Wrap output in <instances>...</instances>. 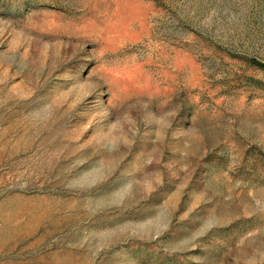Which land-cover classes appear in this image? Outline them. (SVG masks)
<instances>
[{"label": "rangeland", "instance_id": "obj_1", "mask_svg": "<svg viewBox=\"0 0 264 264\" xmlns=\"http://www.w3.org/2000/svg\"><path fill=\"white\" fill-rule=\"evenodd\" d=\"M264 0H0V264H264Z\"/></svg>", "mask_w": 264, "mask_h": 264}, {"label": "trees", "instance_id": "obj_2", "mask_svg": "<svg viewBox=\"0 0 264 264\" xmlns=\"http://www.w3.org/2000/svg\"><path fill=\"white\" fill-rule=\"evenodd\" d=\"M264 68V66H262Z\"/></svg>", "mask_w": 264, "mask_h": 264}]
</instances>
